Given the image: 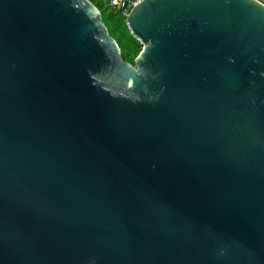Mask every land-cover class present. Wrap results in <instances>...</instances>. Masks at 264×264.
I'll return each instance as SVG.
<instances>
[{
    "label": "water",
    "instance_id": "obj_1",
    "mask_svg": "<svg viewBox=\"0 0 264 264\" xmlns=\"http://www.w3.org/2000/svg\"><path fill=\"white\" fill-rule=\"evenodd\" d=\"M126 25L133 65L88 0H0V264H264V6Z\"/></svg>",
    "mask_w": 264,
    "mask_h": 264
},
{
    "label": "trees",
    "instance_id": "obj_2",
    "mask_svg": "<svg viewBox=\"0 0 264 264\" xmlns=\"http://www.w3.org/2000/svg\"><path fill=\"white\" fill-rule=\"evenodd\" d=\"M94 4L101 13L109 35L118 45L122 60L132 63L142 49L141 43L131 34L124 18L119 13L108 12L102 5Z\"/></svg>",
    "mask_w": 264,
    "mask_h": 264
},
{
    "label": "built area",
    "instance_id": "obj_3",
    "mask_svg": "<svg viewBox=\"0 0 264 264\" xmlns=\"http://www.w3.org/2000/svg\"><path fill=\"white\" fill-rule=\"evenodd\" d=\"M88 1H90L98 11L99 9L94 3H98L102 5L108 12L119 13L124 18V21L126 23V19L131 13V11L140 3H142L144 0H88ZM255 1L260 5L264 6V0H255Z\"/></svg>",
    "mask_w": 264,
    "mask_h": 264
},
{
    "label": "rangeland",
    "instance_id": "obj_4",
    "mask_svg": "<svg viewBox=\"0 0 264 264\" xmlns=\"http://www.w3.org/2000/svg\"><path fill=\"white\" fill-rule=\"evenodd\" d=\"M142 45V44H141ZM130 63V62H129ZM133 65V62L131 63Z\"/></svg>",
    "mask_w": 264,
    "mask_h": 264
}]
</instances>
